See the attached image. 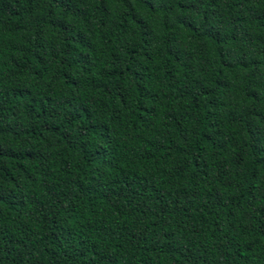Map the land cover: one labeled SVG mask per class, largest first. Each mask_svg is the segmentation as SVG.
I'll return each mask as SVG.
<instances>
[{
  "label": "trees",
  "instance_id": "16d2710c",
  "mask_svg": "<svg viewBox=\"0 0 264 264\" xmlns=\"http://www.w3.org/2000/svg\"><path fill=\"white\" fill-rule=\"evenodd\" d=\"M0 264H264V0H0Z\"/></svg>",
  "mask_w": 264,
  "mask_h": 264
}]
</instances>
